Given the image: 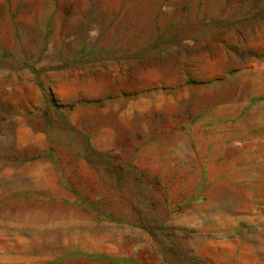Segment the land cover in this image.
Instances as JSON below:
<instances>
[{"label": "rangeland", "instance_id": "rangeland-1", "mask_svg": "<svg viewBox=\"0 0 264 264\" xmlns=\"http://www.w3.org/2000/svg\"><path fill=\"white\" fill-rule=\"evenodd\" d=\"M0 264H264V0H0Z\"/></svg>", "mask_w": 264, "mask_h": 264}]
</instances>
